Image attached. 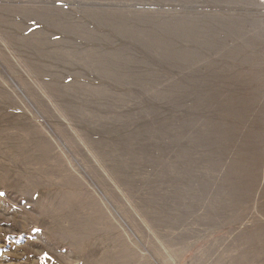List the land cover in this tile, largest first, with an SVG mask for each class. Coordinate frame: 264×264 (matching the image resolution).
<instances>
[{
    "label": "rangeland",
    "instance_id": "rangeland-1",
    "mask_svg": "<svg viewBox=\"0 0 264 264\" xmlns=\"http://www.w3.org/2000/svg\"><path fill=\"white\" fill-rule=\"evenodd\" d=\"M0 264H264V0H0Z\"/></svg>",
    "mask_w": 264,
    "mask_h": 264
}]
</instances>
